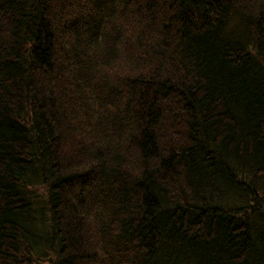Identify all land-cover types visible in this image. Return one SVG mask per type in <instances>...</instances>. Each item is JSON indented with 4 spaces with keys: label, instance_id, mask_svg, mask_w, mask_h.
<instances>
[{
    "label": "trees",
    "instance_id": "1",
    "mask_svg": "<svg viewBox=\"0 0 264 264\" xmlns=\"http://www.w3.org/2000/svg\"><path fill=\"white\" fill-rule=\"evenodd\" d=\"M45 249L264 264V0H0V264Z\"/></svg>",
    "mask_w": 264,
    "mask_h": 264
},
{
    "label": "rangeland",
    "instance_id": "2",
    "mask_svg": "<svg viewBox=\"0 0 264 264\" xmlns=\"http://www.w3.org/2000/svg\"><path fill=\"white\" fill-rule=\"evenodd\" d=\"M36 189L35 191V195L38 198H43L45 196V190L42 186H36L35 185V188L34 190ZM45 253H47V249L43 250V252L39 255V256H35L36 259H37V262L36 264H51V255L50 253L48 252L46 254V256L44 255Z\"/></svg>",
    "mask_w": 264,
    "mask_h": 264
}]
</instances>
